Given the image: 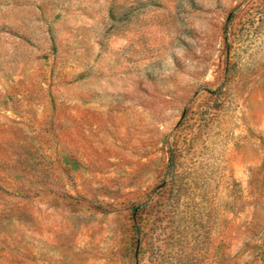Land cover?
I'll list each match as a JSON object with an SVG mask.
<instances>
[{"label":"rangeland","instance_id":"374dc122","mask_svg":"<svg viewBox=\"0 0 264 264\" xmlns=\"http://www.w3.org/2000/svg\"><path fill=\"white\" fill-rule=\"evenodd\" d=\"M0 264H264V0H0Z\"/></svg>","mask_w":264,"mask_h":264}]
</instances>
